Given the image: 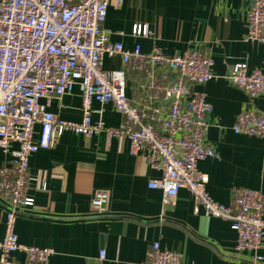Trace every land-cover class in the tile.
<instances>
[{
	"label": "crops",
	"instance_id": "obj_1",
	"mask_svg": "<svg viewBox=\"0 0 264 264\" xmlns=\"http://www.w3.org/2000/svg\"><path fill=\"white\" fill-rule=\"evenodd\" d=\"M250 0H122L110 4L102 27L111 41L125 48L138 45L149 52L156 45L166 55L197 49L212 60V77L194 87L211 105L205 142L215 158L198 160L205 186L219 203L229 204L235 188H252L264 195V138L235 133L236 115L246 107L264 108V96L249 100L226 78L229 67L244 63L247 70L264 72V42L244 41L245 17ZM145 25L149 35H134ZM105 69L121 66L118 56H104ZM172 76V75H171ZM142 73L127 70L125 94L134 102L142 96ZM93 107L100 106L93 102ZM77 87L50 101L47 110L67 120L81 119ZM106 126L122 120L109 103L102 106ZM92 115V119H96ZM34 126L33 139L39 136ZM12 144V148H16ZM0 149V166L8 159ZM27 195L34 206L19 215L15 233L23 244L54 250L46 264H146L152 242L177 253L185 264H264V250L236 251V232L228 220L202 209L193 212V199L180 188L175 202L163 204L162 192L148 181L160 177L141 155L130 149L125 137L100 132L91 137L64 131L53 145L38 149L28 159ZM109 199L101 213H93L90 199L96 190ZM0 200V239L4 235ZM104 250V258L99 251ZM18 261L21 252H14ZM260 257V258H256Z\"/></svg>",
	"mask_w": 264,
	"mask_h": 264
},
{
	"label": "built area",
	"instance_id": "obj_2",
	"mask_svg": "<svg viewBox=\"0 0 264 264\" xmlns=\"http://www.w3.org/2000/svg\"><path fill=\"white\" fill-rule=\"evenodd\" d=\"M122 0H0V149L9 155L0 166V200L4 235L0 239V264H46L54 250L23 244L15 233L16 218L33 208L27 195L28 159L38 149L50 148L64 131L91 137H125L134 154L141 155L160 177L148 181L162 192L163 204L175 202L180 188L193 199V212L228 220L236 232V251L264 250V195L252 188H235L229 204L214 200L205 176L197 169L203 158L217 152L205 142L211 105L194 84L212 77V60L197 49L166 55L153 45L141 52L138 45L125 48L111 41L102 27L110 4ZM244 41L264 42V0H250ZM134 35H149L145 25ZM104 56H118L121 66L105 69ZM127 70L142 73V96L134 102L125 94ZM172 75V76H171ZM227 80L243 90L249 100L264 96V72L247 70L244 63L229 67ZM77 87L81 119L67 120L47 110L51 99ZM98 102L99 107H93ZM111 104L122 120L116 127L102 120V106ZM95 114L96 119H92ZM39 136L33 139L34 126ZM231 129L264 138V108H243ZM15 143L16 148H12ZM109 199L96 190L90 199L93 213H101ZM24 255L23 261L13 257ZM104 250L99 257L104 258ZM260 258V257H256ZM146 264H185L172 250L152 242Z\"/></svg>",
	"mask_w": 264,
	"mask_h": 264
}]
</instances>
